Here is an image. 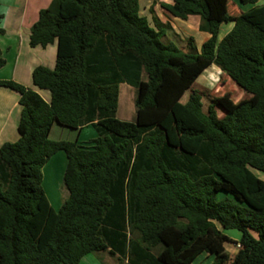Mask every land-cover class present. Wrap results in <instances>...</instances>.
Wrapping results in <instances>:
<instances>
[{"label": "trees", "instance_id": "obj_1", "mask_svg": "<svg viewBox=\"0 0 264 264\" xmlns=\"http://www.w3.org/2000/svg\"><path fill=\"white\" fill-rule=\"evenodd\" d=\"M236 1L258 2L158 3L200 18L208 37L198 52L192 37L186 51L163 42L167 27L154 7L141 15L138 0H51L39 11L29 44L56 43L55 66H36L31 78L49 102L0 80L21 105L17 140L0 145V264H78L104 250L124 264H192L201 252L210 264H264V179L255 173H264V4L243 11ZM211 64L249 96L223 92L206 111L200 92L181 102ZM121 83L136 90L133 121L116 117ZM54 124H91L96 137L50 139ZM60 150L68 197L55 210L42 167ZM226 229L241 233L232 255Z\"/></svg>", "mask_w": 264, "mask_h": 264}, {"label": "crops", "instance_id": "obj_2", "mask_svg": "<svg viewBox=\"0 0 264 264\" xmlns=\"http://www.w3.org/2000/svg\"><path fill=\"white\" fill-rule=\"evenodd\" d=\"M50 1L51 0H0V27L3 29V32L0 33V51L2 57L5 60V64L0 68V80H13L26 87L32 88L33 90L37 91L47 102L50 100L49 91L46 89H39L34 86L32 83L31 74L33 69L39 65L48 67L50 69L54 68L56 43H50L45 47L40 45L31 46L29 44V34L30 27L38 19L39 11L42 8L47 7L50 4ZM155 13L161 24L163 26L166 24L169 29L173 30L176 34H178L179 30L182 29L181 27L187 30V26H191L192 32L197 29L200 34V40L195 41L194 37L190 36L193 38V44L197 52L200 49L201 43L208 37L206 32H202L198 29L200 18L196 15L190 16L188 19L184 20L170 16L164 13L162 10L161 13L158 11ZM145 16L149 19L147 15ZM172 19H176V28L173 27L172 23H170V20ZM179 26L180 28H178ZM232 26L233 21L223 23L220 26L218 39H221L231 29ZM167 31L168 30L166 29L165 36L168 34ZM187 45L188 44L185 45L186 47L183 45V49H185V51L188 49ZM220 72L225 75L221 70H219V73ZM200 75L196 78V80H199ZM242 91L244 90L242 89ZM19 98L20 94L17 91L0 85V145L4 142H13L18 138L17 124L21 111ZM55 126H59L58 128H61V130L62 128H67L59 124H54L50 134L54 128H57ZM68 129L74 132L75 135L73 138H63L61 136L58 139L75 140L78 145H89L90 141L96 137V131L91 124L84 125L78 130L67 128V130ZM52 160L58 162L57 171L60 173V180L55 185V192H52L51 195H48L45 193V191L44 193L50 205L55 210H57L68 197V191L63 181V174L66 167L67 158L64 151L60 150L47 159L42 169L47 166L48 162ZM258 177L264 179V175ZM226 230L222 231L229 238H231L232 241L227 242L230 244V250H228L224 244L225 249L228 252L235 254L239 247L238 241L241 233L236 229H233L236 231L228 232H226ZM212 257L213 255L201 252L194 258L192 264L198 258H200V260L194 264H204V262H206L205 264H210ZM78 264H124V261L118 256V254H111L108 252V250H104L86 254L81 258Z\"/></svg>", "mask_w": 264, "mask_h": 264}, {"label": "rangeland", "instance_id": "obj_3", "mask_svg": "<svg viewBox=\"0 0 264 264\" xmlns=\"http://www.w3.org/2000/svg\"><path fill=\"white\" fill-rule=\"evenodd\" d=\"M139 1V13L141 15H147L150 19V9L151 7H154V10L158 11L161 13V7L159 6L160 1H169V0H138ZM238 3L237 5L240 7L241 10H247L250 7L257 5V4H264V0H258V2L254 4H246L243 5L240 2L236 1ZM232 13L235 14L237 13V10H235L234 5H231ZM155 11V12H156ZM179 19V18H178ZM170 23H172L173 27L176 28V19L170 20ZM166 26V24H165ZM167 28V35L162 38L163 42L171 41L174 42L177 46H179L180 49H183V45L185 46L188 44V39L190 36L194 37L195 41L200 40V34L197 29L194 30V32L191 31V26H187L188 29H182L179 30L178 34H176L173 30L169 29L168 26ZM180 28V26L178 27ZM190 30V32H189ZM190 34V35H189ZM184 42H183V40ZM186 47V46H185ZM188 48V47H187ZM187 50V49H186ZM219 68L215 64H211L208 66L206 69H204V72L200 75L199 80H196L195 83L186 91L183 93L181 97V102H184L188 95L194 90L197 92H201L203 94V109L206 111L207 106L210 103V99L212 96L220 95L223 92H229L231 94V98L233 101H237L239 99L248 97L249 94L247 92L242 91V89L236 85V83L228 78V80L225 78V76L221 73H219ZM219 76V77H218ZM220 76L222 78H220ZM146 76H144V79ZM225 79V80H223ZM222 83H219V82ZM225 81H228L226 83ZM202 82V83H201ZM135 87L126 84V83H121L119 84V100H118V107L116 111V117L121 119V120H126V121H133L134 116H135V105H134V100H135ZM216 113L218 117H221L223 115V110L216 106ZM56 125V124H55ZM57 128H54L53 131L51 132L49 138L50 139H58L59 137L63 138H73L75 135L74 132L70 131L67 128H58L59 126H55ZM64 129V130H63ZM58 167V162L55 160H52L48 162L47 166H45L42 169V188L47 193L48 195H51L52 192L56 191V183L60 180V173L57 171ZM258 176H263L264 173L261 171H255ZM228 231H236L233 229L226 230ZM226 247L228 250H230V244L225 243ZM230 253V252H229ZM232 255V253H230ZM200 258L194 261L198 262ZM213 260V257H212ZM212 262V261H211ZM193 263V264H194ZM206 262H204L205 264Z\"/></svg>", "mask_w": 264, "mask_h": 264}]
</instances>
